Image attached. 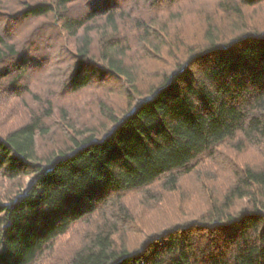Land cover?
Here are the masks:
<instances>
[{"label":"trees","instance_id":"1","mask_svg":"<svg viewBox=\"0 0 264 264\" xmlns=\"http://www.w3.org/2000/svg\"><path fill=\"white\" fill-rule=\"evenodd\" d=\"M183 1L19 0L18 9L0 1L4 26L42 19L45 27L36 35L41 49L31 32L22 46L0 23V84L16 97L32 91L29 76L45 63L48 84L77 93L114 78L126 99L120 112L99 107L102 130H79L67 119L69 145L47 154L37 140L49 133V97L39 113L0 132V264H264V23L247 13L264 0H216L201 41L181 43L183 61L141 93L128 52L137 37L159 48L145 9L158 14ZM77 2L82 9L73 11ZM55 29L73 41L60 71L50 46ZM227 143L256 147L262 161L234 167L225 193L198 217L143 235L138 246L123 241L132 193L144 204L152 187L174 190L202 156ZM81 223L87 230L78 245L51 260L57 241Z\"/></svg>","mask_w":264,"mask_h":264},{"label":"rangeland","instance_id":"2","mask_svg":"<svg viewBox=\"0 0 264 264\" xmlns=\"http://www.w3.org/2000/svg\"><path fill=\"white\" fill-rule=\"evenodd\" d=\"M0 1L3 2L1 6L3 9H8L4 5L14 6L17 9L20 7L19 0ZM215 3L216 0H185L179 5L173 4L166 9H161L158 14L152 12L149 4L147 5L146 17L155 20L154 23L151 22L155 32L150 33L149 40H153V43L159 45V48L155 49L149 42L137 37L128 52V61L136 73L137 86L141 93H145L152 84L159 83L163 76L169 75L183 61L186 47L181 43L189 46L201 41L207 17L214 15ZM81 5V2L74 4L73 11L79 10ZM247 13L250 17L253 15L259 21L258 24L264 23V5ZM218 18V16L214 17L215 21ZM6 20V17L0 16V23L3 27H6L4 26ZM42 21V19H17V21L9 23L6 30L11 38L20 41L24 46L29 39L30 32L33 37L44 33L45 27H38ZM46 28L48 29V27ZM159 29H163L160 30L161 33H159ZM16 35L17 37H15ZM58 35L55 29L50 46L52 47V57L59 56L55 59H58L56 67L60 71V63L68 60L66 50L72 48L73 41L70 38L65 41L64 37L61 38ZM177 36L182 39V42H179ZM36 37L35 40L39 41L38 47L44 49V44L40 46L41 37ZM172 46L174 50L170 49ZM45 65L44 63L43 68H39L29 76L32 91L27 95L16 97L10 88L7 86L5 88L4 84H0V132L28 120L29 115H32L33 112L39 113V108L43 109L42 100L50 98L53 114L45 120L49 133L37 140L39 152L42 155L53 151V149L69 145L68 136L63 127L67 119L76 129L87 127L99 131L103 129V123L106 124V119L99 112L100 106L111 107L119 112L125 107L126 99L121 92L122 84L119 80L108 78L105 81H95L85 90L71 93L64 90L58 84V80L48 84L51 67L50 65L45 67ZM65 117L67 118L65 119ZM261 161L262 155L256 147L248 145L240 150L232 143H227L216 149L213 155L202 156L195 168L196 171L182 176L174 190H162L159 186L152 187L148 195H153V198L147 202L145 200L144 204L142 195L132 193L127 201L133 212V223L126 227L123 241L126 240L131 247L138 246L143 235L183 219L198 217L212 202L220 199L225 193L232 183L231 172L234 167L245 163L259 164ZM6 185L8 186V184ZM4 193H6V188L0 181V196ZM86 230L87 226L81 223L57 241L53 256L49 254L51 260L66 258L71 250L78 245Z\"/></svg>","mask_w":264,"mask_h":264}]
</instances>
